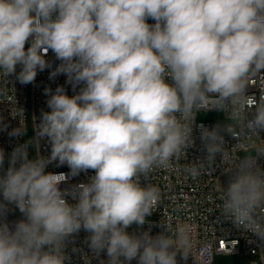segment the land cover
Returning a JSON list of instances; mask_svg holds the SVG:
<instances>
[{
    "label": "clouds",
    "instance_id": "clouds-1",
    "mask_svg": "<svg viewBox=\"0 0 264 264\" xmlns=\"http://www.w3.org/2000/svg\"><path fill=\"white\" fill-rule=\"evenodd\" d=\"M45 70L73 94L45 87L34 135L0 148V264H70L81 231L88 251H71L84 264H199L190 225L149 222L161 190L147 182L197 138L201 155L183 170L226 165L220 214L264 247V142L235 155L264 133V93L249 92L264 73V0H0V83ZM209 111L230 123H196ZM10 114L8 136L24 137L25 110Z\"/></svg>",
    "mask_w": 264,
    "mask_h": 264
},
{
    "label": "built area",
    "instance_id": "built-area-1",
    "mask_svg": "<svg viewBox=\"0 0 264 264\" xmlns=\"http://www.w3.org/2000/svg\"><path fill=\"white\" fill-rule=\"evenodd\" d=\"M148 22L154 23L152 20ZM47 59L52 61L54 66L55 63H58L51 52ZM48 77L49 70H45L37 75L32 84L21 85L14 78H10L9 84L0 83V92L3 93L0 94V117L3 118V124L8 125L6 131H0V148H3L6 154L10 153L18 143H23L24 140L28 141L34 135L35 120L33 115L39 118L41 109L48 110L47 97L43 94L45 87L55 89L58 85H62L66 88L68 95L73 94L71 86L65 83V76L60 75L54 81L49 80ZM249 92L256 96L264 93V73L253 77ZM15 106L25 110L23 117H17L26 128L24 137L8 136V131L19 126V121L12 118L10 114L11 108L14 109ZM12 115H16L15 111L12 112ZM223 117L225 118L224 114ZM196 123L209 125L208 122L198 121L197 118ZM226 139L229 140V149H232L235 142L230 137H226ZM258 142H264V133H261L259 137H252L248 141L249 147ZM199 145L200 142L197 138L196 147L186 150L179 160L173 162L170 169H158L149 177L147 182L158 186L161 190L160 203L154 209L153 215L149 217V222H155L157 225L159 222L169 225L173 231L180 224L190 225L199 264H212L217 255L241 254L251 257L249 264H264V247L259 245L251 233L238 229L220 214L222 189L228 180L226 165L218 161L196 178H192L183 170L186 165H190L201 155L198 150ZM240 150L243 149H235L236 156ZM42 152L45 155L48 154L47 145H42ZM34 154V151L30 149V158ZM5 167H7V163ZM48 170L64 173L69 171L67 167L57 168L54 165H50ZM92 174L94 173L91 171L88 173V175ZM86 179L87 176L81 174L71 178L69 183L85 182ZM18 214V210H15L9 214L8 220H17ZM148 227L146 224L142 230H147ZM134 230H136L135 225L129 228V232ZM161 230L160 227L153 226L151 234L156 235ZM86 236L87 233L81 231L74 244L69 245L67 252L71 256L70 264H84L82 254L73 253L71 249L75 246L87 252L88 249L84 243ZM101 258L106 259V256L102 253ZM91 264H99V261L93 259ZM132 264H136V262L133 261ZM189 264H191V260H189Z\"/></svg>",
    "mask_w": 264,
    "mask_h": 264
},
{
    "label": "rangeland",
    "instance_id": "rangeland-1",
    "mask_svg": "<svg viewBox=\"0 0 264 264\" xmlns=\"http://www.w3.org/2000/svg\"><path fill=\"white\" fill-rule=\"evenodd\" d=\"M197 120L202 122H208L209 126L213 125L215 123H221V124H228L229 122L223 117V114L221 112H215V111H209V112H203L197 114ZM254 152V149L252 147H248L247 149H243L238 151V156L243 157L245 155L251 154ZM21 218L20 213L17 216V219ZM220 255H217L216 258L224 259V257H219ZM238 256V259L243 264H248L251 261L250 256L245 255H236Z\"/></svg>",
    "mask_w": 264,
    "mask_h": 264
},
{
    "label": "crops",
    "instance_id": "crops-1",
    "mask_svg": "<svg viewBox=\"0 0 264 264\" xmlns=\"http://www.w3.org/2000/svg\"><path fill=\"white\" fill-rule=\"evenodd\" d=\"M216 257L212 264H243L239 261L238 256L236 255H220L219 257H224V259H219V260Z\"/></svg>",
    "mask_w": 264,
    "mask_h": 264
}]
</instances>
